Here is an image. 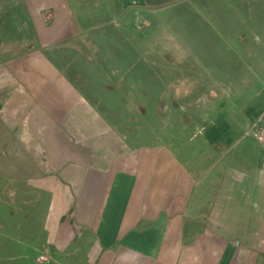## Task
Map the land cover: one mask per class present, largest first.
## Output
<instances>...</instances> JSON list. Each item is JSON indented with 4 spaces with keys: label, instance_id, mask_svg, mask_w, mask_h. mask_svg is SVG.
Wrapping results in <instances>:
<instances>
[{
    "label": "crops",
    "instance_id": "0c3cea01",
    "mask_svg": "<svg viewBox=\"0 0 264 264\" xmlns=\"http://www.w3.org/2000/svg\"><path fill=\"white\" fill-rule=\"evenodd\" d=\"M24 2L37 43L0 69V264H264V141L165 143L108 117L129 78L90 75L109 56L89 35H123L145 0Z\"/></svg>",
    "mask_w": 264,
    "mask_h": 264
},
{
    "label": "rangeland",
    "instance_id": "374dc122",
    "mask_svg": "<svg viewBox=\"0 0 264 264\" xmlns=\"http://www.w3.org/2000/svg\"><path fill=\"white\" fill-rule=\"evenodd\" d=\"M83 1L90 11L93 0ZM70 2L81 10L78 0ZM134 7L119 18L123 35L112 24L89 35L109 56L100 55L90 75L106 83L117 69L129 78L127 89L103 96L113 108L109 119L126 134L180 145L218 134L253 138L264 119V0H145L138 15ZM36 43L24 0H0V69ZM47 260L35 257L38 264Z\"/></svg>",
    "mask_w": 264,
    "mask_h": 264
},
{
    "label": "built area",
    "instance_id": "2783aa9c",
    "mask_svg": "<svg viewBox=\"0 0 264 264\" xmlns=\"http://www.w3.org/2000/svg\"><path fill=\"white\" fill-rule=\"evenodd\" d=\"M252 135L254 136V138H256L259 141H264V130L263 129H255L252 132ZM40 258H44V256L40 257Z\"/></svg>",
    "mask_w": 264,
    "mask_h": 264
}]
</instances>
